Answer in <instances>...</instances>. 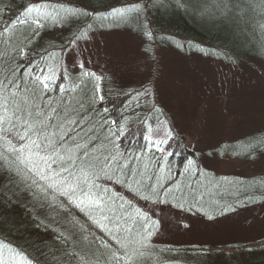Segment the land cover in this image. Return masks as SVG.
I'll return each instance as SVG.
<instances>
[{
  "label": "trees",
  "instance_id": "16d2710c",
  "mask_svg": "<svg viewBox=\"0 0 264 264\" xmlns=\"http://www.w3.org/2000/svg\"><path fill=\"white\" fill-rule=\"evenodd\" d=\"M189 1L0 0V80L15 69L13 75L18 82L23 80L31 86L39 80L46 81V89L39 85L41 99L38 103L44 106L46 113L53 115L55 123H61L66 114L78 123L65 124L64 131L74 130L70 134L77 140L87 136L84 142L88 143L92 153H95L98 137H101L107 146L103 155L111 153L119 161L131 162L132 168L123 177L102 173L99 181L102 188L109 189L112 198L110 207L124 212L117 214L118 220L131 216L135 222L131 233H119L131 257L130 261L122 259L120 264H264V244L258 245V241L246 243L236 239L225 243L229 245L221 249L218 246L200 248L188 242L162 245L153 239L159 234V226L147 211L148 207H169L187 216H199L205 222H215L239 208L262 206L264 174L242 177L237 184L244 189L239 190L241 194L238 192L224 198L222 207L210 212L192 209L189 205L193 204L189 202L190 193L169 196L170 189L193 188L202 183L204 172L210 173L202 167L197 153L188 146L186 134L167 127L163 140L156 143L148 137L149 126L158 125L166 119L154 106L143 101L147 96V93L143 94L145 85L117 90L107 83L108 79H102L101 97L95 101L92 96L94 80L82 68L73 71L64 56L66 50L85 39L91 30H109L107 26L95 25V22L118 10L128 13L131 20L124 26L112 28L136 33L142 39L144 48L153 42L155 33H159L161 39L154 42L163 48L172 47L184 57L194 54L220 60L224 66L243 65L250 72L257 70L259 63H264V0H249L248 16L239 8L235 9L239 12L230 15L234 17L228 21L231 40L222 37L223 30L220 28L224 26L225 16L213 15L212 0H195L200 2L198 10L189 7ZM135 3H144V9ZM58 6L71 12L67 20L52 19L44 11L46 7L53 11L51 7ZM202 8L209 14H201ZM249 18L256 26L250 24L245 31L244 22L248 23ZM34 20L42 24V28L35 33L30 28ZM219 51L223 56L217 57ZM51 108H55L59 115L52 114ZM92 137L96 138L91 140ZM248 140L254 143L245 156L250 158L253 154H264V130L248 134ZM156 146L161 149L159 156L167 157V173L161 175V169L150 173V165H145L147 177L160 192L159 196L135 189L130 181L132 171L135 173L136 170V157L145 152L154 154ZM7 147L4 142L0 152ZM10 152L8 148L0 159V259L4 264H109L111 251L124 255L123 250L112 245L109 237L95 227L92 220L68 206L63 197L55 193L45 195L34 185L29 188L31 174L27 181L16 175ZM155 161L160 165L158 159ZM115 166L113 163L110 167ZM38 183L44 182L38 180ZM142 195H150L151 198L145 200ZM224 209L228 211L224 212ZM138 220H142L139 227ZM127 226L131 227L132 221ZM144 226L147 231H144ZM135 231H139L141 236L137 242L131 240ZM148 233L151 235L148 236ZM145 236H148L146 241L143 239ZM105 243L111 248L102 247ZM145 243L147 247H142ZM140 252H143L142 256Z\"/></svg>",
  "mask_w": 264,
  "mask_h": 264
},
{
  "label": "rangeland",
  "instance_id": "374dc122",
  "mask_svg": "<svg viewBox=\"0 0 264 264\" xmlns=\"http://www.w3.org/2000/svg\"><path fill=\"white\" fill-rule=\"evenodd\" d=\"M248 1H211L213 15L225 16L224 26L220 28L223 30V38L232 39L228 21L234 19L230 15L239 12L236 8L248 16ZM135 4L140 9L145 7L144 3ZM199 5L200 2L195 0L188 3L189 7L196 10ZM51 8L53 11L47 10L48 7L44 11L52 19L67 20L71 15L66 8ZM205 12L209 14L205 8L200 10L201 14ZM201 14L199 16L204 21ZM130 20L128 13L118 10L100 18L95 25L107 26L109 30H91L85 39L66 50L64 56L73 71L82 68L94 80L92 96L95 101L101 97L102 79H108L107 83L117 90L145 85L143 94L147 93V96L143 101L154 106L166 119L162 120L163 123L149 126L148 137L156 143L161 142L167 127L186 134L188 146L197 153L202 167L210 171L204 172L200 185L193 188L186 185V188H172L168 195L190 193L189 202L193 204L189 205L192 209H198L196 211L205 213L220 208L224 198L244 190L237 185L242 177L264 174V154H253L250 158L245 156L254 143L248 140V134L264 130V63H259L258 69L250 72L243 65L226 67L220 60L214 61L194 54L184 57L172 47L163 48L154 42L161 39L159 33H155L153 42L144 48L142 39L136 33L112 28L124 26ZM34 21L30 28L35 33L42 28V24ZM250 24H255L252 18H249L248 23L244 22L245 31ZM216 55L223 56L220 51ZM95 138L92 137L91 140ZM104 143L98 137V146L95 153H92L93 156H103L107 151ZM98 151L99 154H96ZM160 151L156 146L154 154L145 152L136 157L144 162L135 161L134 171L137 174L132 171L130 177L135 189L150 192L148 186L153 182L147 177L146 163L151 167L150 173L159 169L161 175L167 173V157H160ZM116 160L119 165L125 166L123 170L115 163V168L109 167L106 172L121 178L132 165L131 162L126 163V160ZM155 164L160 168H156ZM217 200V203H213ZM111 208L113 211L107 214L113 215V220L119 219L118 213H124L121 209ZM147 211L159 226V234L153 239L162 245L188 242L200 248L218 246L225 249L229 245L225 243L236 239L264 244V204L255 209L239 208L215 222H205L199 216H187L182 211L164 206L148 207ZM141 222L142 220L137 221L138 227ZM140 237V232L135 231L131 240L137 242Z\"/></svg>",
  "mask_w": 264,
  "mask_h": 264
},
{
  "label": "snow or ice",
  "instance_id": "6c2138e0",
  "mask_svg": "<svg viewBox=\"0 0 264 264\" xmlns=\"http://www.w3.org/2000/svg\"><path fill=\"white\" fill-rule=\"evenodd\" d=\"M34 23L39 22L34 21ZM14 72L15 69H12L3 80H0V146L4 142L8 146L0 152V159L10 148L9 156L13 157L12 163L16 166V175L21 180L27 181L31 174V184L27 185L29 188L34 185L45 195L55 193L63 197L68 206L77 209L92 220L93 225L109 237L112 245L124 252L121 256L117 251H111L109 264L111 261L120 264L122 259L130 261L127 245L120 239L119 233L121 231L131 233L135 227L134 219L129 216L127 219L121 217L120 220H113L107 214L113 211L109 206V200L112 198L109 196V189L102 188L99 183L101 174L106 176V169L113 163H116L120 169L125 166L119 165L115 155L111 153L102 157L93 156L92 149L84 142L88 139L87 136L77 140L70 134V131L74 130L64 131L65 124L78 123L66 114L61 123H55L53 115L46 113L44 106L38 103L41 99L39 85H43L46 89V81L39 80L29 86L23 80L18 82L13 75ZM50 111L59 115L55 108H51ZM76 135L78 136L79 133ZM38 180L44 183L40 184ZM148 187L151 194L160 195L154 185ZM141 198L149 200L151 196L142 195ZM129 221H132L131 227L127 226ZM144 231H147L146 226ZM150 235L151 233H148V236ZM148 236L143 239L146 241ZM102 247L111 248L107 243ZM142 247H147L146 243ZM14 255L20 256L19 253ZM139 255L142 256L143 252ZM20 259L23 260V257ZM0 264H4L3 259H0Z\"/></svg>",
  "mask_w": 264,
  "mask_h": 264
}]
</instances>
